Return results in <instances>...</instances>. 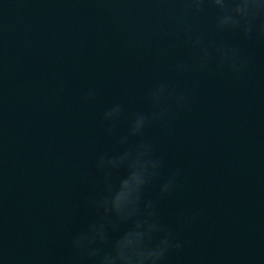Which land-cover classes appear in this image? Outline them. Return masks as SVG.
I'll list each match as a JSON object with an SVG mask.
<instances>
[{"label": "water", "instance_id": "95a60500", "mask_svg": "<svg viewBox=\"0 0 264 264\" xmlns=\"http://www.w3.org/2000/svg\"><path fill=\"white\" fill-rule=\"evenodd\" d=\"M180 7L0 0V264H57L71 254V234L94 218L84 205L100 189L94 159L115 145L101 113L124 104V134L131 114L152 110L146 90L165 80L195 92L190 112L171 107L168 127L145 130L165 161L158 183L181 169L160 218L175 229L177 212L204 211L165 264H264V41L216 33L213 8L185 18ZM189 35L238 44L252 57L242 79L177 75L174 65L198 54ZM90 88L96 98L85 101Z\"/></svg>", "mask_w": 264, "mask_h": 264}, {"label": "clouds", "instance_id": "9594fccd", "mask_svg": "<svg viewBox=\"0 0 264 264\" xmlns=\"http://www.w3.org/2000/svg\"><path fill=\"white\" fill-rule=\"evenodd\" d=\"M180 15L187 18L209 7L216 10V33H228L243 40L264 41V0H177ZM186 43L197 50L193 62L179 61L174 65L177 75L194 72H227L240 80L251 64L252 57L244 54L236 43L225 39L205 42L200 35H189ZM195 88L178 90L170 81H161L148 88L145 98L151 111L131 114L127 131L120 134L118 125L125 106L112 103L101 113L104 132L115 141L111 151L99 152L93 162L99 175L100 189L84 200L94 218L71 234L70 255L57 264H165L169 254L183 249L190 241L179 233L196 224L204 214L197 208L177 212L175 229L160 218L159 202L179 188L181 169L173 168L160 181L164 159L156 154L155 143L145 138L152 124L168 127L169 109L191 111L190 97ZM96 91L89 89L83 99L93 101ZM132 138H137L133 142ZM123 170V175H118ZM156 186L155 198L148 192ZM2 258V252H0Z\"/></svg>", "mask_w": 264, "mask_h": 264}]
</instances>
